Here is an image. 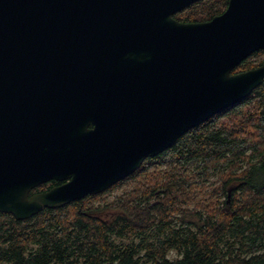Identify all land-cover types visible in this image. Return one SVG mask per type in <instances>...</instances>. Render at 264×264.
Masks as SVG:
<instances>
[{"label":"water","instance_id":"water-1","mask_svg":"<svg viewBox=\"0 0 264 264\" xmlns=\"http://www.w3.org/2000/svg\"><path fill=\"white\" fill-rule=\"evenodd\" d=\"M0 0V212L97 195L264 79V0ZM50 180L67 181L29 195Z\"/></svg>","mask_w":264,"mask_h":264},{"label":"trees","instance_id":"trees-1","mask_svg":"<svg viewBox=\"0 0 264 264\" xmlns=\"http://www.w3.org/2000/svg\"><path fill=\"white\" fill-rule=\"evenodd\" d=\"M227 2L198 0L173 17L205 22ZM263 60L256 51L232 73ZM129 177L142 188L132 200L104 204L117 211L110 219L86 202L96 195L24 220L0 212V264H264V79ZM148 177L156 180L145 189Z\"/></svg>","mask_w":264,"mask_h":264},{"label":"rangeland","instance_id":"rangeland-1","mask_svg":"<svg viewBox=\"0 0 264 264\" xmlns=\"http://www.w3.org/2000/svg\"><path fill=\"white\" fill-rule=\"evenodd\" d=\"M148 172L155 174V173H158L160 171L155 170V169H150V170H148ZM148 180H152V181L148 182ZM155 180H156V177L145 178L144 188L146 189V186H148L149 183H151ZM138 182L139 181L136 180V178H134L133 181L122 182L119 185H117V187L114 188L113 190L108 191L105 194L98 196L96 199H91V200H88L86 202L88 203V205H90L92 207H96V208L101 207L99 210L96 211V214L98 216H100L104 219L113 218L117 214V211H114L111 208H109V207L107 208L103 205L107 204V203L115 204V202H117L118 199H120L121 201L126 200V199L132 200L136 196L135 194L138 192V190L140 188H142V187H139ZM144 192H145V190H144ZM168 258H169V260L174 262L177 259H179V256L174 251H171L168 254Z\"/></svg>","mask_w":264,"mask_h":264},{"label":"flooded vegetation","instance_id":"flooded-vegetation-1","mask_svg":"<svg viewBox=\"0 0 264 264\" xmlns=\"http://www.w3.org/2000/svg\"><path fill=\"white\" fill-rule=\"evenodd\" d=\"M134 178L133 177H126L125 179L119 181L118 183H122V182H125V181H133ZM149 181H152V180H148ZM67 181H56V180H50V181H47L45 183H42L34 188H32V195L34 194H37V193H42V192H46L48 191L49 189L53 188V187H57V186H60L64 183H66ZM117 184V183H116ZM115 185V184H114ZM113 186V185H112ZM111 186V187H112ZM109 187L108 189H106L105 191H103L102 193L100 194H97L96 196H99V195H102V194H105L106 192H108V190L111 188ZM160 195V191L159 190H156L154 192V194L150 197V199L148 200L149 203H156L158 197ZM89 196V195H87ZM87 196H85L84 198H87Z\"/></svg>","mask_w":264,"mask_h":264}]
</instances>
